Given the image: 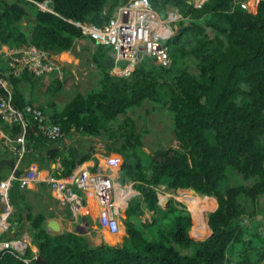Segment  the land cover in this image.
<instances>
[{
  "label": "trees",
  "instance_id": "obj_1",
  "mask_svg": "<svg viewBox=\"0 0 264 264\" xmlns=\"http://www.w3.org/2000/svg\"><path fill=\"white\" fill-rule=\"evenodd\" d=\"M45 1L53 3L52 11L39 6ZM127 1L0 0V42L34 45L52 55L70 51L85 37L77 22L101 27ZM148 1L161 16L172 7L184 17L171 24L173 35L166 41L171 64L146 58L129 76L113 75L112 49L96 44L91 59L99 71L98 88L75 94L50 115L62 135L48 138L32 119L25 133L32 149L25 167L32 161L59 162L53 176L69 174L92 155L79 157L65 138L74 132L108 135L104 153L122 156V178L136 181L140 192L127 204L123 237L90 245L75 232H48L46 216L30 211L24 189L14 182L11 223L21 222L27 209L37 248L29 264H264V208L259 205L264 197V0L256 13L242 9V0H206L200 8L189 0ZM28 75L10 79L13 103L21 109L33 104L18 87ZM144 101L169 111L174 145L140 153L141 136L129 112ZM3 128L12 136L21 131L17 125ZM231 171L239 181L232 182ZM157 186L215 198L208 227L198 231L209 234L195 239L189 210L174 198L159 203ZM18 235L19 230H9L2 238ZM0 264L26 263L4 252Z\"/></svg>",
  "mask_w": 264,
  "mask_h": 264
},
{
  "label": "built area",
  "instance_id": "obj_2",
  "mask_svg": "<svg viewBox=\"0 0 264 264\" xmlns=\"http://www.w3.org/2000/svg\"><path fill=\"white\" fill-rule=\"evenodd\" d=\"M189 1L194 8H200L206 0ZM258 1L242 0L239 5L250 13H256ZM48 2L39 6L52 11L47 7ZM169 9L165 16H161L148 0H128L118 5L108 22L101 27L80 22L76 25L96 44L112 49L111 74L127 77L145 57L154 59L158 65H170L166 41L173 35L171 24L184 17L175 8ZM55 69L52 54L47 51L34 45L16 48L0 42V142L14 157L11 172L0 180V257L4 252H10L21 257L26 264L37 258V248L31 240L28 237L2 238L12 228L15 208L10 191L14 182L24 190L40 184L47 185L59 209L71 216L75 233L96 232L103 240L123 237L122 220L127 204L140 195L135 187L136 181L121 178L122 160L113 153L96 151L65 176H53L35 164L22 168L26 155L32 151L25 139L29 119L36 121L40 131L50 139L59 138L62 133L45 109L35 104H28L22 109L14 105L10 79L25 73L44 76ZM5 124L19 126L20 133L10 135L3 128ZM155 190L162 204L165 198H160L159 192H164L163 186H157ZM28 250L30 254L26 255Z\"/></svg>",
  "mask_w": 264,
  "mask_h": 264
},
{
  "label": "rangeland",
  "instance_id": "obj_3",
  "mask_svg": "<svg viewBox=\"0 0 264 264\" xmlns=\"http://www.w3.org/2000/svg\"><path fill=\"white\" fill-rule=\"evenodd\" d=\"M95 49L96 43L92 38L85 36L77 39L69 53L52 57L56 65L54 72L44 76L28 75L19 82V89L33 104L41 106L49 115H52L55 107H63L75 94H84L98 88L99 71L91 59ZM146 58L148 57L143 58L139 63L145 61ZM151 62L157 64L155 60H151ZM185 62L186 64H191V60L189 59ZM129 114L135 118L136 129L141 136V154L174 145L172 118L166 108L144 101L140 106L131 110ZM107 136L106 134L100 136L82 135L74 132L70 137L65 138L64 142L67 147H73L79 157H83L105 149L106 145L110 142L107 140ZM113 154L119 155L122 160L121 162H123L120 154ZM28 160L29 157H26L23 161V168H25ZM13 163L14 157L0 143V178L5 177L11 172ZM51 163L47 164L43 162L39 165L37 161H32L30 164L37 165L38 168L45 172L54 173L58 167L51 168ZM231 173L232 182L239 181L235 172L231 171ZM245 182L248 183L249 181ZM24 194L26 206L30 208V211L46 216L45 226L48 232L58 234L75 231L74 225L71 222V216L64 210L59 209L50 196L47 185H36L24 190ZM159 195L160 198H174L186 206L192 217L190 233L195 239H203L209 234V232H205L200 235L198 231L203 232L204 228L208 227L207 214L215 210L217 206L215 198L202 196L192 189H177L172 193L159 192ZM162 200V204L164 205L165 201L164 199ZM259 205L264 208V197L259 201ZM27 212V209H22V221L19 222L20 227L12 232L19 230L17 238L28 237L31 240L29 222L26 220ZM203 217H205V222L202 220ZM88 219L90 222L92 221V218ZM51 222L58 224V232L49 226ZM88 230L91 231L90 227H88ZM83 236H85L90 245H96L102 239L96 232L83 234Z\"/></svg>",
  "mask_w": 264,
  "mask_h": 264
},
{
  "label": "water",
  "instance_id": "obj_4",
  "mask_svg": "<svg viewBox=\"0 0 264 264\" xmlns=\"http://www.w3.org/2000/svg\"><path fill=\"white\" fill-rule=\"evenodd\" d=\"M47 7L49 8V9H53V3L52 2H48L47 3ZM193 190V189H192ZM194 191V190H193ZM168 200L169 199H167V198H165V205L167 204V202H168ZM49 226L54 230V231H56V232H58L59 231V226H58V224L57 223H49ZM18 227H20V223L18 224L17 222H14L13 224H12V228H11V230L12 231H14L16 228H18Z\"/></svg>",
  "mask_w": 264,
  "mask_h": 264
},
{
  "label": "crops",
  "instance_id": "obj_5",
  "mask_svg": "<svg viewBox=\"0 0 264 264\" xmlns=\"http://www.w3.org/2000/svg\"><path fill=\"white\" fill-rule=\"evenodd\" d=\"M67 53H69V51H65V52H62V53L56 54L55 56L52 55V57H56V56L58 57V56H61L62 54H67ZM56 108H58V107H55V109H56ZM46 112H47V111H46ZM97 152L104 153V149H103V150H100V151H97ZM89 158H90V157H89ZM59 165H60L59 162H55V163L53 162V163H51L50 167H51V168H55V167H59ZM101 240H103V239H101ZM100 242H101V241H99L98 243H100ZM98 243H97V244H98ZM97 244H96V245H97Z\"/></svg>",
  "mask_w": 264,
  "mask_h": 264
}]
</instances>
